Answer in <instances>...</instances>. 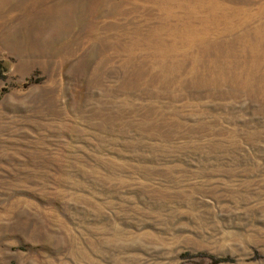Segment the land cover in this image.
<instances>
[{"label": "rangeland", "instance_id": "rangeland-1", "mask_svg": "<svg viewBox=\"0 0 264 264\" xmlns=\"http://www.w3.org/2000/svg\"><path fill=\"white\" fill-rule=\"evenodd\" d=\"M0 264H264V0H0Z\"/></svg>", "mask_w": 264, "mask_h": 264}]
</instances>
